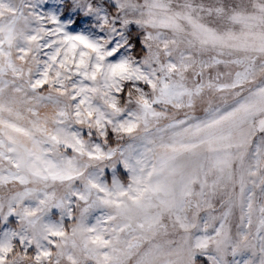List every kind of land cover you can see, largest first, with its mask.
I'll return each instance as SVG.
<instances>
[{"label":"snow or ice","instance_id":"snow-or-ice-1","mask_svg":"<svg viewBox=\"0 0 264 264\" xmlns=\"http://www.w3.org/2000/svg\"><path fill=\"white\" fill-rule=\"evenodd\" d=\"M0 264H264V0H0Z\"/></svg>","mask_w":264,"mask_h":264}]
</instances>
